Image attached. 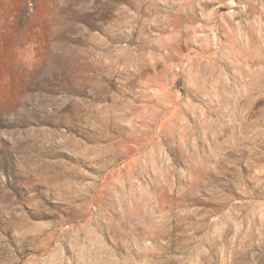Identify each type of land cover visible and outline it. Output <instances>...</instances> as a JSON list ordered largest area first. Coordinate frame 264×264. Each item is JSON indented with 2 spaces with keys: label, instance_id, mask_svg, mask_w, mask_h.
Returning <instances> with one entry per match:
<instances>
[{
  "label": "rangeland",
  "instance_id": "obj_1",
  "mask_svg": "<svg viewBox=\"0 0 264 264\" xmlns=\"http://www.w3.org/2000/svg\"><path fill=\"white\" fill-rule=\"evenodd\" d=\"M263 12L0 0V264H264Z\"/></svg>",
  "mask_w": 264,
  "mask_h": 264
},
{
  "label": "bare ground",
  "instance_id": "obj_2",
  "mask_svg": "<svg viewBox=\"0 0 264 264\" xmlns=\"http://www.w3.org/2000/svg\"><path fill=\"white\" fill-rule=\"evenodd\" d=\"M262 14V13H261ZM263 15H264V12H263ZM262 15V16H263ZM260 27L263 29V31H264V26L261 24L260 25ZM261 30V29H260ZM262 30H261V32H263ZM261 35H263V34H261ZM264 119V118H263ZM262 124H264V120L261 122ZM244 124V123H243ZM245 126H246V124H245ZM246 129H247V127H246ZM260 145L261 146H263L264 147V138H261V142H260ZM261 228V227H260ZM259 246L260 247H263L264 248V239L260 242V244H259ZM252 247V246H251Z\"/></svg>",
  "mask_w": 264,
  "mask_h": 264
}]
</instances>
